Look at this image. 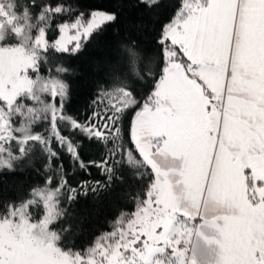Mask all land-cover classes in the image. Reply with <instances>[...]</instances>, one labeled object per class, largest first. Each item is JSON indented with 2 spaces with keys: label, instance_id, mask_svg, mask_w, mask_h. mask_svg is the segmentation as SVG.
I'll list each match as a JSON object with an SVG mask.
<instances>
[{
  "label": "snow or ice",
  "instance_id": "obj_1",
  "mask_svg": "<svg viewBox=\"0 0 264 264\" xmlns=\"http://www.w3.org/2000/svg\"><path fill=\"white\" fill-rule=\"evenodd\" d=\"M114 25L77 118L65 58ZM23 174L0 264H264V0H0V177ZM117 189L132 210L65 246Z\"/></svg>",
  "mask_w": 264,
  "mask_h": 264
},
{
  "label": "trees",
  "instance_id": "obj_2",
  "mask_svg": "<svg viewBox=\"0 0 264 264\" xmlns=\"http://www.w3.org/2000/svg\"><path fill=\"white\" fill-rule=\"evenodd\" d=\"M117 2L118 0H81V4L84 7L98 6L100 8L115 7ZM172 3H178V0H172ZM172 11V9H165L160 16L156 14H145V16L150 26H154L160 22H167L166 18L172 14ZM124 14L126 15L127 13L125 12ZM122 23L123 16L121 18ZM119 30L115 25L107 28L99 37L94 38L79 55L65 58L66 66L70 69L67 74L72 89L69 112L73 116L83 119L85 108L95 95V81L93 76L95 62L102 56V48L105 42L115 41ZM85 177H87V174L76 175L72 180L73 185ZM87 178H100V176L98 171L93 168L91 170V176ZM36 180L37 177L35 175L29 176L28 174L2 176L0 177V187L11 189L14 184L32 183ZM120 207H123L125 211H130L133 208L131 204L125 205V202L121 199L120 189L109 194H102L98 199H94L92 196L87 198L81 197L79 202L74 205L73 210L78 218H83L84 230L82 233H78L73 240L65 241V246H73L76 249H81L91 242L95 236L104 231H110V221Z\"/></svg>",
  "mask_w": 264,
  "mask_h": 264
}]
</instances>
